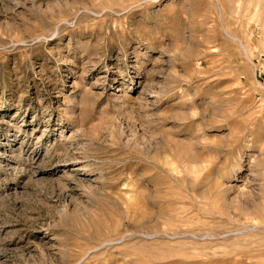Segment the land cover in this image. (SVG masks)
Masks as SVG:
<instances>
[{"label": "rangeland", "instance_id": "374dc122", "mask_svg": "<svg viewBox=\"0 0 264 264\" xmlns=\"http://www.w3.org/2000/svg\"><path fill=\"white\" fill-rule=\"evenodd\" d=\"M0 264H264V0H0Z\"/></svg>", "mask_w": 264, "mask_h": 264}, {"label": "bare ground", "instance_id": "6f19581e", "mask_svg": "<svg viewBox=\"0 0 264 264\" xmlns=\"http://www.w3.org/2000/svg\"><path fill=\"white\" fill-rule=\"evenodd\" d=\"M86 168V167H85Z\"/></svg>", "mask_w": 264, "mask_h": 264}]
</instances>
